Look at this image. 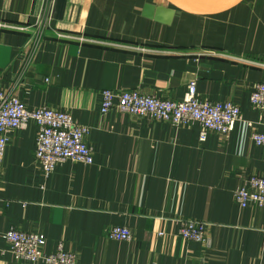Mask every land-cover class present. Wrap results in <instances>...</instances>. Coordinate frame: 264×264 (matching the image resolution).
Returning a JSON list of instances; mask_svg holds the SVG:
<instances>
[{
	"label": "crops",
	"instance_id": "obj_1",
	"mask_svg": "<svg viewBox=\"0 0 264 264\" xmlns=\"http://www.w3.org/2000/svg\"><path fill=\"white\" fill-rule=\"evenodd\" d=\"M233 102L231 135L173 127L111 110L101 92L178 101L187 86ZM264 82V0L193 13L167 0H0V92L30 109L68 112L90 127V166L68 161L47 177L38 127L11 132L0 181V264L18 261L8 229L63 245L81 264H264V207L240 208L236 189L264 176V118L250 102ZM252 123V128L248 126ZM181 218L204 221L207 242L184 241ZM125 227L131 241L109 238ZM42 264V263H37Z\"/></svg>",
	"mask_w": 264,
	"mask_h": 264
},
{
	"label": "built area",
	"instance_id": "obj_2",
	"mask_svg": "<svg viewBox=\"0 0 264 264\" xmlns=\"http://www.w3.org/2000/svg\"><path fill=\"white\" fill-rule=\"evenodd\" d=\"M101 114L111 110L133 117L162 122L173 127L200 126V141L205 142L209 133L223 137L231 135L242 121L241 108L233 103H214L198 94L197 83L192 81L182 101L158 99L139 91L101 92ZM250 102L264 118V82L256 83ZM30 123L38 127L35 159L43 173L49 177L58 165L68 161L90 166L94 163V150L87 143L90 127L76 123L68 112L41 107L30 109L20 98L0 92V181L1 164L4 161L9 137L16 130H26ZM252 128V123L248 124ZM252 140L264 148V133L254 131ZM236 204L246 209L250 205L264 207V176L255 175L239 186L235 193ZM179 236L184 241L207 242L208 224L195 219L181 218ZM109 238L131 241L132 233L125 227H112ZM9 251L18 261L32 264H81L77 255L66 251L63 245L53 254L44 252L45 239L37 234L11 227L5 234Z\"/></svg>",
	"mask_w": 264,
	"mask_h": 264
},
{
	"label": "water",
	"instance_id": "obj_3",
	"mask_svg": "<svg viewBox=\"0 0 264 264\" xmlns=\"http://www.w3.org/2000/svg\"><path fill=\"white\" fill-rule=\"evenodd\" d=\"M172 5L193 13H209L219 10L234 0H167Z\"/></svg>",
	"mask_w": 264,
	"mask_h": 264
},
{
	"label": "rangeland",
	"instance_id": "obj_4",
	"mask_svg": "<svg viewBox=\"0 0 264 264\" xmlns=\"http://www.w3.org/2000/svg\"><path fill=\"white\" fill-rule=\"evenodd\" d=\"M189 84H190V83H189ZM189 84H188V85H189ZM184 96H185V95H184ZM182 100H183V99H181V100H178V101H182Z\"/></svg>",
	"mask_w": 264,
	"mask_h": 264
}]
</instances>
